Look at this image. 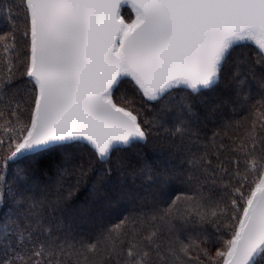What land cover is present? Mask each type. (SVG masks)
<instances>
[{"label":"snow or ice","instance_id":"1","mask_svg":"<svg viewBox=\"0 0 264 264\" xmlns=\"http://www.w3.org/2000/svg\"><path fill=\"white\" fill-rule=\"evenodd\" d=\"M20 9L25 13L23 30L14 26L0 33V63L5 66L0 71V170L53 145L70 156L67 150L74 142L84 141L107 162L117 145L146 141L152 122L141 121L131 101L118 103L114 97L121 77H130L142 97L159 102L181 86L194 93L210 88L236 44L252 42L264 59V0H22ZM125 9L130 10L127 18ZM18 31L26 41L23 57L17 51ZM242 71H232V78L239 81ZM164 108L177 110L176 139L170 147L182 164L192 165L188 182L196 186L194 195L176 196L159 219L170 231L176 227L173 220L225 231L213 240L205 234L203 240L177 239L161 248L155 239L160 228L152 225L143 237L146 246L130 243L126 264H150L153 253L165 264H188L201 256L208 264H264V102L253 105L245 134L221 145L225 152L215 160L193 150L187 123L193 116L190 102ZM158 175L167 182L176 173ZM26 178L17 174V183L23 187ZM5 184L0 175V205ZM221 186L227 198L214 195ZM7 191L12 194L11 188ZM178 202L185 203L183 210ZM13 203L17 207L0 220V235H14L21 244H31V250H17L0 264H52L54 249L66 257L88 259L66 240L25 239L33 231L19 223L25 204ZM201 243L219 246L211 255ZM86 251H98L97 244Z\"/></svg>","mask_w":264,"mask_h":264},{"label":"trees","instance_id":"2","mask_svg":"<svg viewBox=\"0 0 264 264\" xmlns=\"http://www.w3.org/2000/svg\"><path fill=\"white\" fill-rule=\"evenodd\" d=\"M21 3L22 0H0V33L10 32L14 26L23 30L25 13L20 9ZM16 35L17 51L23 57L26 41L19 31ZM258 60L260 63H256ZM4 67L0 63V71ZM241 69L244 71L240 80L233 79L232 71ZM262 83L264 59L252 43L234 46L219 81L195 93L179 87L159 102L149 101L136 90L132 80L123 79L115 89L114 97L118 103L131 101L141 121L152 122L146 141L114 149L107 162L101 161L82 141L74 142V146L67 150L70 156L65 155V148L54 145L27 158L9 162L7 169L0 170V175H4L6 180L0 220L17 207L14 200L21 201L25 208L18 214L21 217L19 223L22 228L33 230L30 236L26 233L25 239L44 241L47 238L49 243L66 240L76 249L84 250L88 256L87 260L66 257L59 253V249H54L57 256L52 259V264H58V261L60 264H126L130 243L138 242L142 247L146 246L147 241L143 237L152 225L160 228L155 239L156 245L161 248L171 247L177 239L187 243L189 237L199 241L205 234L210 240L221 236L225 231L223 227L221 232H216L211 225H185L181 220H173L172 224L176 227L170 231L159 219L162 210L176 196L194 195L196 186L195 181L192 184L188 182L191 173L187 169L192 165L182 164L181 158L176 157L170 147L176 139L172 132L177 126V110H165L164 106L182 100L190 102L193 116L187 123L195 145L193 150L198 155L207 153L210 159L215 160L217 155L225 152L221 145H230L233 139L245 134L253 105L257 101L264 102ZM181 169H184L183 173ZM165 170L176 173L169 175L167 182L158 175ZM17 174H26L23 187L17 183ZM149 174L152 179H148ZM8 188L12 189L11 195ZM204 194L209 193L205 190ZM214 195L227 198L222 186ZM54 205H58L59 210H54ZM177 207L183 210L185 203L178 202ZM117 225L122 226L105 239ZM41 228L43 231H40ZM90 244H97L98 251L88 253L86 248ZM200 246L208 247L209 253L214 255L219 245L201 243ZM17 250L28 253L31 244L23 245L11 234L8 239L0 235V261L10 259ZM191 255L195 257L197 253L192 252ZM201 262L208 264L203 256L200 261L193 259L188 264ZM13 264L24 262L16 260ZM150 264L165 262L153 253Z\"/></svg>","mask_w":264,"mask_h":264},{"label":"water","instance_id":"3","mask_svg":"<svg viewBox=\"0 0 264 264\" xmlns=\"http://www.w3.org/2000/svg\"><path fill=\"white\" fill-rule=\"evenodd\" d=\"M242 43H252V42H250V41H244V42H241V43H239V44H242ZM252 44H253V43H252ZM236 45H238V44H236ZM236 45H234V46H236ZM234 46H233V47H234ZM125 78H130V77H121L120 82H121L123 79H125ZM130 79H131V78H130ZM218 81H219V80H218ZM218 81H217V82H218ZM217 82H216V83H217ZM216 83H214L213 85H215ZM213 85H212V86H213ZM212 86H211V87H212ZM181 87H184V86H181ZM184 88H185V87H184ZM115 89H116V88H115ZM115 89H114V91H115ZM203 89H206V88H202V87H201V88H199V91H200V90H203ZM189 90H191V89H189ZM82 142H84V141H82ZM134 142H136V141H134ZM140 142H141V141H140ZM85 143H86V142H85ZM53 146H54V145H53ZM126 146H129V145H123V144H120V145H117L116 148H118V147H126ZM111 153H112V152H111ZM111 153H110V155H111ZM110 155H109V157H110ZM109 157H108V158H109Z\"/></svg>","mask_w":264,"mask_h":264},{"label":"rangeland","instance_id":"4","mask_svg":"<svg viewBox=\"0 0 264 264\" xmlns=\"http://www.w3.org/2000/svg\"><path fill=\"white\" fill-rule=\"evenodd\" d=\"M124 14H125V16H126V18L130 15V10L129 9H125L124 10ZM128 79H130V78H128ZM131 80V79H130ZM134 83V82H133ZM94 201V200H93ZM114 212H111L110 214H113Z\"/></svg>","mask_w":264,"mask_h":264}]
</instances>
